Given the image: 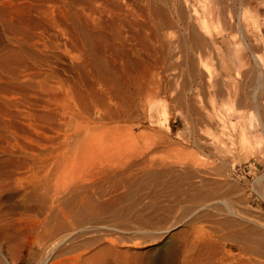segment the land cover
Here are the masks:
<instances>
[{
	"label": "bare ground",
	"instance_id": "1",
	"mask_svg": "<svg viewBox=\"0 0 264 264\" xmlns=\"http://www.w3.org/2000/svg\"><path fill=\"white\" fill-rule=\"evenodd\" d=\"M250 1L0 0V134L15 133L5 129L8 128L7 121L21 124L23 130L30 119L54 121L60 115L59 107L69 103L76 106V114L82 124L96 127L110 123L143 125L146 119H150L147 118L149 113L144 108V99L149 101L150 98H156L157 77L179 68H185L188 78L195 84L217 88L216 93L221 91L222 96L231 101L226 102V110L234 109L237 103L239 108L234 111H239L245 97L241 98L243 103L238 100L239 97L235 101L231 100L236 95L232 92L235 80L233 75L204 72L201 67L203 55L211 52L217 53L223 61L226 60V43L230 40L229 36L238 29L242 36H248L242 39L243 50L250 52V55L247 52L243 57L245 65L249 66L246 76L254 86V95L260 97L254 103V116L247 119L236 113L234 119H229L223 109H214V113L212 108L210 113L209 109L205 112H202L204 108L199 110L201 116L196 118L202 119H199L202 126L200 125V131L195 132L192 139L194 144L203 145L208 150L212 160L209 163V158L206 160L207 156H204L208 162L205 164L196 156L201 167H196V159L197 165L193 164L195 168L185 170L186 174H174L168 167L151 173L155 169L154 163L148 161L151 158L149 155L148 159L144 157L138 162H126L127 165L123 164L124 169L113 167L123 169L121 172L117 171L119 174L115 179L117 177V182L124 186L132 182L131 176L136 175L133 168H137L135 172L143 174L144 178L148 179L152 174L155 179L162 178L158 183L177 194L178 200L185 197L189 205L193 206L189 210L193 208L191 210H196V214L200 211L209 212L218 204L225 207L226 215L206 212L208 215L205 220L210 230L206 231V239L201 244L187 243L183 248L172 245L163 249L156 258L159 263L180 260L181 264H264V225H261L260 230L246 225L247 222H253L250 220L252 216H242L233 202L220 201L216 197L220 193H216L219 185L217 175L228 158H233L235 151L250 153L255 145H259V150L264 153V63L255 52L258 46L264 45V33L260 29V33L256 35L247 34L243 15L249 12ZM214 26L223 29L214 35L210 30ZM172 29L177 30L178 35L175 32L173 34ZM255 66L259 68L257 77H253ZM196 108L194 109L197 111L199 107ZM199 123L201 122L195 125ZM83 129L78 126V131ZM116 130L108 146L127 147L134 139V129L117 127ZM106 134L102 132L99 137L94 135L91 141L98 142V147L104 146L103 137ZM84 142L86 141L83 140L82 144ZM28 154L24 148H20L17 156L11 151L10 159H16L17 165L13 163L14 170L10 173L0 170V200L6 194L12 196L16 193L13 191V184L24 182L16 172L27 168ZM244 159L247 161V158ZM159 168L161 167L157 169ZM101 169L98 171H101L100 178L92 177H98L103 184L112 182L117 173L113 176L110 173L116 169ZM92 177L89 183L93 180L96 183ZM114 181L116 180L113 179ZM91 186L78 182L72 189L60 193L46 182L35 181L24 186L19 193L27 209L43 216L34 242L42 251L37 264H49L53 258L80 248L75 245L78 242H74L77 241L75 236L78 231L84 232L97 227V224L89 223V218L101 210V207L98 208L99 196H95L105 194L104 185L101 192L96 190L100 187L97 184ZM110 190L106 193L112 192ZM260 196L264 201V191ZM178 219L181 218L178 217L177 221ZM175 220L171 226L177 222ZM164 222L162 225L166 226ZM160 232L159 234L163 233ZM13 242L0 233V244L8 246L13 245ZM86 242L87 247L90 246V241ZM33 244L20 245V256L17 254L18 257H15L12 252L10 260L2 254L1 247L0 255L9 264H22L23 254L32 250ZM92 245L85 253L84 264H125L126 255L120 249L104 244L97 250L92 249L95 246Z\"/></svg>",
	"mask_w": 264,
	"mask_h": 264
},
{
	"label": "rangeland",
	"instance_id": "2",
	"mask_svg": "<svg viewBox=\"0 0 264 264\" xmlns=\"http://www.w3.org/2000/svg\"><path fill=\"white\" fill-rule=\"evenodd\" d=\"M248 6L249 12L251 11V13L246 12L243 15V23L246 27L247 34L249 36L256 35L260 33V29L264 33V0H251ZM175 29L171 31L178 35ZM222 29V27L214 26L210 30L212 34L217 35ZM235 31L236 34H234ZM235 31L229 36L230 40L226 43L225 51L228 55L226 60L223 61L221 56L215 52H211L203 55L201 67L204 72H212L214 74L230 73V75H233L235 80L232 84V92L236 95L231 100L238 99L239 97L238 100L242 102L243 99L241 98L245 97V100H243L245 102L239 111H234L236 108H239L235 102L234 109L226 110L224 107L226 102L230 103L231 101L227 97L222 96L221 91L216 93L215 89L217 88H210L208 85L201 87V85L195 84L188 78L186 69L179 68L164 74L162 77H157L156 98H150L149 101L144 99V108L146 113H149L147 118L150 119H146L143 125L137 126L134 123H110L103 127H96L86 123L82 124L77 117L76 106L72 103L59 107L60 115L57 116L56 120L42 122L30 119L27 121L28 126H24V130L21 124L14 121H7L8 128L5 129L15 131V133L9 134L7 132L9 135L7 133L0 134V170L3 169L2 171L10 173V171L14 170V164L15 166L17 165L16 159H10L9 155L11 151L12 153H16L17 156L20 148H24L29 153V160L28 164H26V169H21L16 172L18 177H21L24 182L18 183L19 185L13 184L12 188L14 189L15 187L13 191H16V193L12 196L6 194L0 200V202L5 201L4 204H0V233L8 236L11 242L14 241L17 244L22 242L19 245H15L13 242V245H6L7 247L4 246L5 244H0L3 251L2 254L9 260L13 255L15 257L20 256V245L33 244L36 233L40 231L39 226L43 222L42 215L24 206L19 194L23 191L24 186L30 182L41 181L50 184L62 193L72 189L79 182V184L92 185L91 187L97 184L100 187L96 188L95 186L94 188L97 191L99 190V192L103 188L104 190L107 189L106 191L103 190L105 193L103 196L97 192L99 194L95 198L99 196L97 201L99 202L98 208L101 207V210L95 216L89 218V223L97 224V227L84 232L78 231V234L75 236V240L77 241L74 242H78L79 244H74L76 247L80 246V248L77 247L73 252L63 254L64 257L61 255L58 258H53L49 264H84L85 253L91 249L93 241L96 243L93 244L95 246L92 245V249L99 250L104 244H108L116 250L120 249L126 255L125 264H181L180 260L171 263H159L156 258L159 252L172 247V245L183 248L187 243L201 244L206 239V231L210 230L209 224L205 220L206 216L210 213L213 215H226L225 207L218 204L219 206L217 205L216 208L209 212L200 211V213L197 212L196 214L195 209L192 212L191 209L193 208H190L191 212H188L189 207L193 206L189 205L190 203L186 201L185 197H181L183 201L181 199L178 200L177 194L158 183L162 178L155 179L153 174L149 176L150 179L144 178L143 174L135 172L137 168H133L136 177L131 176L130 179L132 178V182L130 181L131 183L124 186L117 182V177L115 179V176L119 174L117 171L121 172L124 169L123 164L126 162H138L144 159V157L146 159L151 157L148 161L154 163L153 167L155 170H152L151 173L160 172L165 167H168L172 169L174 174H186L189 167L195 168L193 164H196L197 157H200L199 160H201V163L205 162L206 164L208 163L207 161L210 163L212 158L209 157L208 150L203 145L194 144L192 139L194 133L199 132V128L202 126V121H200L202 119L199 118V120L196 117L201 116H199V110L202 111L203 108L205 110L203 109L204 111L202 112L212 108V113H214V109H223L226 111L227 117L231 119L235 118L236 113H240L247 119L254 116V103L258 99L260 100V97L254 95V86L248 81V76H246L249 66L245 65L243 57L247 52L250 55V52L243 50L242 39L248 36L246 34L242 36L243 34L241 35L238 29ZM255 52L262 58L264 63V45L258 46ZM253 70V77H257L259 68L253 67ZM151 86L153 87V85ZM251 96L255 97L251 98ZM153 103L154 106H152ZM196 107L201 108H198L196 111L194 109ZM189 108L193 109L190 110ZM194 110L196 111L195 113H193ZM208 112L210 113L211 110ZM196 119L198 122H201L197 125L199 126L198 128L195 125L198 124ZM78 126L84 129L78 131ZM117 127L134 129V139L127 147L108 146L111 137L117 131ZM102 132L107 133L103 137L105 145L98 147V142L91 141V137L94 135L99 137ZM83 140L86 141L84 144H82ZM259 149V145H255L250 150V153L248 151L247 153H243L241 150L240 152L238 150L233 153V158H228L220 169L222 173L219 171L217 175L219 185L216 188L218 190L216 193L220 192L218 196L221 195L218 197L215 194L217 198H220V201L233 202L236 207L235 209L237 211L239 209L238 213L242 214V216H247L248 218L252 216L250 220L252 219L253 222H247L246 225L254 226L256 230H260L261 225H264V201L260 196V193L264 191V153H261V149ZM204 156H207L206 160L207 158L209 159L205 161ZM244 157L247 158L248 162ZM203 158L204 161H202ZM199 160L196 167H201ZM104 166H107V168L105 167V169ZM108 166H111L112 170L117 168L113 166H119L123 169L117 168L118 170L111 171V168ZM158 167L161 168L157 169ZM101 168L105 171L110 170L111 173L110 171L108 173L112 176L117 173L113 178L116 181L113 182L112 179L113 183L110 181L104 182L103 184L99 180L101 171H98ZM92 176H98L99 178L96 177L98 178L97 180ZM91 177L92 180L95 179L96 183L93 182L94 180L89 183ZM100 183L104 185L103 188ZM109 183H112V185L116 183L114 185L116 188L112 185L108 187ZM110 186L114 188L111 187L110 190ZM115 189L120 190H116L117 192L115 191L113 193ZM109 190L112 192L106 193ZM206 212L208 213L207 215ZM189 213H192V215ZM178 217L181 218L178 219L179 221H177ZM162 220L165 221L163 224L166 226L162 225ZM174 220L177 222L172 227L171 224H173ZM148 223L150 225H147ZM161 226L163 230H161ZM168 226L171 227L167 228ZM146 227L147 229L143 230ZM160 231L163 233L159 234L161 233ZM18 238L19 240H17ZM86 241H90V246L88 245L87 247ZM34 244L32 250L29 249L23 254L24 263L22 264L38 263V258L42 251L38 245ZM17 250L19 251L17 252ZM12 252L15 254L13 253L12 255ZM0 260V264H9L1 255ZM109 264L114 263L110 262Z\"/></svg>",
	"mask_w": 264,
	"mask_h": 264
}]
</instances>
